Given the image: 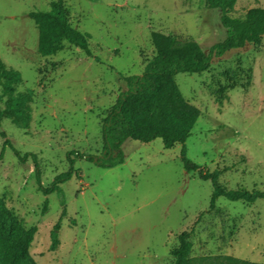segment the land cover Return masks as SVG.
Instances as JSON below:
<instances>
[{
    "label": "rangeland",
    "instance_id": "rangeland-1",
    "mask_svg": "<svg viewBox=\"0 0 264 264\" xmlns=\"http://www.w3.org/2000/svg\"><path fill=\"white\" fill-rule=\"evenodd\" d=\"M59 1L69 27L90 35V56L67 43L54 55L40 53L29 13ZM254 7L264 0H237L229 16L243 21ZM152 32L204 50L225 38L220 12L204 0H0V60L21 75L15 93H32L28 127L4 119L0 130L22 156L37 155L43 187L69 170L68 153L102 154V123L124 89L120 76L142 74L155 55ZM174 80L200 111L187 157L226 190L264 192V36L204 73ZM4 143L0 136V198L26 229L35 227L29 256L36 264H175L183 233L192 257L264 264V199L219 198L211 208L210 182L184 170L179 145L126 140L124 163L109 169L75 160L80 178L60 186L62 217L57 194L38 190L31 156L20 162Z\"/></svg>",
    "mask_w": 264,
    "mask_h": 264
},
{
    "label": "trees",
    "instance_id": "trees-1",
    "mask_svg": "<svg viewBox=\"0 0 264 264\" xmlns=\"http://www.w3.org/2000/svg\"><path fill=\"white\" fill-rule=\"evenodd\" d=\"M236 1L204 0L207 9L220 12V24L225 30L223 41L213 44L208 50L202 49L193 41H181L152 32L151 42L155 55L147 61L142 74L120 76L124 89L102 123V154L95 157L76 152L68 153L69 170L55 176L48 187L41 184L37 155L26 153L22 156L0 130V136L5 139L4 146L9 147L20 162H25L31 156L38 190L44 195L57 194L63 207L62 217L66 211L60 186L73 176L80 178V171L74 169L75 160L85 159L101 168H114L124 163L121 146L126 140L147 144L160 139L165 149L179 145L184 170L194 172L201 180L210 182L211 208L219 198L248 204L264 199L263 191L226 190L214 173L204 170L187 157L185 141L190 136L200 111L182 97L174 80L178 73L197 74L208 71L215 59L222 58L230 51L261 44L264 36V8H251L247 10L244 20L238 21L229 16ZM29 18L38 28L39 51L43 56L56 54L62 49L63 43L87 56L91 55L90 35L69 27L66 11L60 1L53 3L48 12L29 13ZM20 82V73L6 68L0 60V123L7 119L19 128H27V105L31 101L32 93H15V87ZM35 232V227L26 229L0 198V264H36L29 256ZM186 238L185 233L180 236V243L175 251V264H260L226 255L192 257L191 244ZM56 245L57 235L53 234L49 250L54 251Z\"/></svg>",
    "mask_w": 264,
    "mask_h": 264
}]
</instances>
